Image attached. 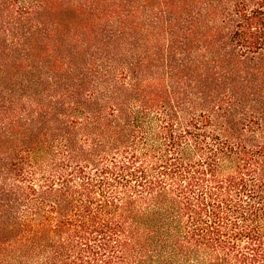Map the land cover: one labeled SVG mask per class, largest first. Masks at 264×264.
<instances>
[{
    "label": "trees",
    "instance_id": "trees-1",
    "mask_svg": "<svg viewBox=\"0 0 264 264\" xmlns=\"http://www.w3.org/2000/svg\"><path fill=\"white\" fill-rule=\"evenodd\" d=\"M0 264H264V0H0Z\"/></svg>",
    "mask_w": 264,
    "mask_h": 264
}]
</instances>
